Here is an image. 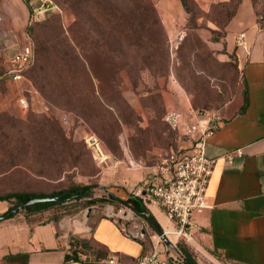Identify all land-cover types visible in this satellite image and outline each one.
Here are the masks:
<instances>
[{
	"label": "rangeland",
	"instance_id": "374dc122",
	"mask_svg": "<svg viewBox=\"0 0 264 264\" xmlns=\"http://www.w3.org/2000/svg\"><path fill=\"white\" fill-rule=\"evenodd\" d=\"M95 1L44 0L41 7L39 0H0V195L100 185L108 167L97 165L89 137L103 147L112 169L119 163L130 170L156 166L178 141L163 120L167 110L218 111L234 93L239 73L234 57L222 55L223 37L242 3L264 30V0H186L187 8L181 0H165V8L150 0L156 24H149L148 34L157 45L142 51L119 37L123 27L134 31V39L139 36L135 3ZM36 8L44 11L34 18ZM108 14L115 16L113 24H107ZM27 37L35 60L24 73L26 81L12 83L6 76L11 57ZM41 47L47 51L40 55ZM21 96L27 110L18 105ZM100 197L96 192L44 212L73 231L79 228L74 220L112 207V217L126 231L143 226L149 236L156 234L143 216L118 202L97 201ZM87 201L94 202L86 206ZM159 225L169 226L164 217ZM167 239L174 246L180 240L171 234ZM181 245L197 264H226L186 240Z\"/></svg>",
	"mask_w": 264,
	"mask_h": 264
},
{
	"label": "crops",
	"instance_id": "0c3cea01",
	"mask_svg": "<svg viewBox=\"0 0 264 264\" xmlns=\"http://www.w3.org/2000/svg\"><path fill=\"white\" fill-rule=\"evenodd\" d=\"M159 3L163 8L167 5L165 0ZM239 33L245 35V48L236 46ZM223 42L222 55L236 57L239 81L230 100L218 109L221 122L207 139L206 154L216 158L240 150L241 156L227 164L216 162L206 192L207 207L194 215V228L185 240L212 260L264 264V30L257 27L246 2L225 27ZM138 167L110 166L102 171L99 186L121 202L131 200L139 212L125 206L144 218L152 215L159 224L163 213L130 194L148 174ZM7 208L8 203L0 201V214ZM75 221L79 228L72 231L68 223L62 227L45 212L3 220L0 264H132L151 248L146 227L142 226V238L133 239L121 223L105 214ZM71 235L88 243L87 253L77 259L71 258ZM111 259L113 263L108 262Z\"/></svg>",
	"mask_w": 264,
	"mask_h": 264
},
{
	"label": "built area",
	"instance_id": "2783aa9c",
	"mask_svg": "<svg viewBox=\"0 0 264 264\" xmlns=\"http://www.w3.org/2000/svg\"><path fill=\"white\" fill-rule=\"evenodd\" d=\"M39 1L43 7L44 0ZM43 11L40 8L34 9V18ZM34 20L31 18V21ZM236 46L246 47L244 33L237 35ZM34 59L32 45L27 37L26 43L11 57L12 68L6 73L7 78L12 83L26 81L24 72L33 65ZM18 105L23 110L28 109V102L23 96L18 98ZM163 120L177 133L178 141L165 159L148 168V174L141 185L130 194L146 207H156L163 213L169 224L166 232L161 227L166 237L171 234L176 239H186L194 228V215L200 214L207 207L205 197L216 162L222 160L227 164L234 157H240L241 151H229L216 158L206 154L207 139L221 122L218 111L201 114L191 107L185 110L170 109ZM86 144L98 166H110L108 155L95 137H89ZM105 215L113 218V208L107 209ZM65 225L66 223H61L62 227ZM142 231L140 226L126 233L133 239H140L143 236ZM150 242V250L137 257L132 264H177L175 256L162 245L157 234L150 236ZM108 262L113 263L114 260Z\"/></svg>",
	"mask_w": 264,
	"mask_h": 264
},
{
	"label": "trees",
	"instance_id": "16d2710c",
	"mask_svg": "<svg viewBox=\"0 0 264 264\" xmlns=\"http://www.w3.org/2000/svg\"><path fill=\"white\" fill-rule=\"evenodd\" d=\"M127 1L130 3H135V5L138 7V8L136 7L137 8L136 9L137 10V17L136 18H137V21L139 24V30H138L139 36H137L134 39V37H133V36H135L134 31L131 28L123 27L121 29V31L119 32V34H120L119 37L122 38V42H124V44H127L128 47H135V48L142 50V51H146L148 48H150V46L152 44H155V46H156L157 43H155L154 38H153L154 41H150L149 34H148L149 33L148 32L149 31L148 30L149 24H153V25L156 24L155 15H154V11L152 9V5L150 3V0H127ZM65 3L66 2L64 1V4ZM94 3L100 5V3H97L96 1ZM181 3L184 6V8H187L186 7V0H181ZM102 12H103V10H102ZM139 13H140V16L138 15ZM95 14L98 16L99 11H95ZM108 16H109V18L107 20V24H113L115 22L114 21L115 16L114 15L111 16L110 14H108ZM234 16L235 15H233L232 18ZM39 50H40V52H39ZM39 50H38V53L41 55L47 51V48L45 49V48L41 47ZM233 57H234V69L237 70L239 73V70L237 67L236 57L235 56H233ZM82 59L84 60V58H82ZM38 70H41V68L39 67ZM93 76L95 77L94 74H93ZM238 81H239V79H238ZM232 95L228 99H226L220 105V107L222 105H224L228 100H230ZM100 99H102V97H100ZM193 110L198 112V113L201 112L200 110H198L196 108H193ZM205 112H207V111H205ZM96 192H99L101 194V197L99 199H96L99 202H106V201H109V202L111 201L114 203L118 202V203H122L123 205H128V206L132 207L136 212H139L138 208L134 204L131 205V200L121 202V201L117 200L116 198H114L111 194L107 193L105 191V189L100 187L99 185H96V184H90V185L72 184L69 187H67L66 189L59 190L57 192H53V193L48 194V195L31 194V193H27V192H12V193H6L4 195H0V201H5L8 203V208L2 214H0V217H2L0 222H2L3 220L13 218L17 215H21L24 218L28 219L31 215H33L35 213L44 212L45 210L50 209V208H58V207L62 206L64 203H68L71 201H77V200H80L82 198H90ZM45 197H59L60 200L58 203L45 202V203H37L34 205L24 206L25 203H27L31 199L45 198ZM92 202H94V201H87L86 206H90L92 204ZM16 207H20V209L12 213L11 210L15 209ZM22 212L25 215H22L21 214ZM51 218H53L54 220H58V218L53 217V216H51ZM179 239L180 240L178 241L177 246H175V249L171 250V253L175 256L177 264H197L196 261L194 260L193 256H192V254L189 252V250L184 245H181V243L184 242L185 239L183 237H180ZM68 246H69V249L71 252V258L72 259H77L78 256L80 254H82V252L85 253V250L87 251L89 249L87 242L79 240L75 236H72V235L68 239ZM226 264H230V263H226Z\"/></svg>",
	"mask_w": 264,
	"mask_h": 264
},
{
	"label": "water",
	"instance_id": "95a60500",
	"mask_svg": "<svg viewBox=\"0 0 264 264\" xmlns=\"http://www.w3.org/2000/svg\"><path fill=\"white\" fill-rule=\"evenodd\" d=\"M59 200H60L59 197L34 198V199L29 200L27 203H25L24 206L34 205L37 203H45V202L58 203ZM19 209H20V207H16L15 209L11 210V212L13 213ZM145 218H146L147 222L150 224V226L152 227V229L154 230V232L160 237L162 243L168 248V250H174L175 247L170 243V241L164 235L160 225L156 222L154 217L149 214V215H146ZM1 219H2V217H0V220ZM142 234H144V231L142 232Z\"/></svg>",
	"mask_w": 264,
	"mask_h": 264
},
{
	"label": "bare ground",
	"instance_id": "6f19581e",
	"mask_svg": "<svg viewBox=\"0 0 264 264\" xmlns=\"http://www.w3.org/2000/svg\"><path fill=\"white\" fill-rule=\"evenodd\" d=\"M108 210H110V208H108ZM166 230H167V229L164 227V231H165V232H166Z\"/></svg>",
	"mask_w": 264,
	"mask_h": 264
}]
</instances>
